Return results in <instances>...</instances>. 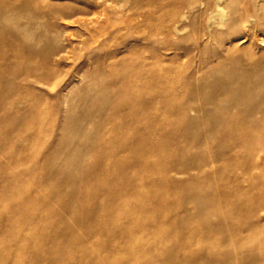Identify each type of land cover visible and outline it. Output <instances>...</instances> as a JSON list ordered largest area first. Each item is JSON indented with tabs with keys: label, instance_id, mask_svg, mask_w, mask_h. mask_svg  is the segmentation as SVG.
Masks as SVG:
<instances>
[{
	"label": "rangeland",
	"instance_id": "rangeland-1",
	"mask_svg": "<svg viewBox=\"0 0 264 264\" xmlns=\"http://www.w3.org/2000/svg\"><path fill=\"white\" fill-rule=\"evenodd\" d=\"M207 1L210 2V7L205 0H0V23L3 24L0 30L13 31L16 26L22 25L26 30L19 34L21 41L27 43L44 35H62L68 47L67 57L60 64L58 75L48 82L37 81L39 78L34 75L27 80L18 78V84L31 83L35 90L29 96L26 106L40 102L48 106L51 113H39V116L36 112L23 113L16 119L17 124L26 123L19 131L0 125V138H13L0 149V180L1 173L8 165L6 155L36 153L32 163H19L12 168L23 170L27 166H35L36 176L44 175L45 179H50L47 184L54 192L61 190L70 201H73L70 194L78 192L81 195L84 188L81 183L88 175L86 167L97 158L96 151L90 152L89 159L81 167L77 163L73 169L70 168V175L73 174L74 177L70 176L62 185L60 181L55 182L53 171L62 165L63 170L68 172L66 164L71 163L73 153L76 155L79 147L85 151L93 149L104 132L112 134L109 125L114 120L121 125L130 121L129 116H116L110 98L104 108H101L98 97L94 96L117 77L109 69L110 66L119 71L118 76H123L125 67L128 66L131 72L126 74L128 78L143 82L140 98L148 107L145 115L135 124L142 126L147 122L157 127V132L150 136L154 143L160 140L163 142L159 145L161 151H176L178 157L184 155L183 151H191L197 155L208 152L219 154L220 161L205 167L210 175L202 176L198 170H192L193 177H190L188 184L183 187L177 184L167 187L162 192L163 195L171 199L178 196L186 201L188 194L201 189L206 192L207 197L214 192L219 200L223 188L238 187L242 194L240 198H233V202L242 206V224L264 220V216L250 213L256 206H262L261 200L264 199V167H257L256 164L264 150L251 152L248 148V143L253 142L259 149H264V91L252 93L258 88V84H264V0H222L219 8L224 9L225 17L223 19L217 15L211 22L210 15L214 13L216 0ZM54 8H62L63 11L76 9L84 12L79 15L87 20L73 21L68 28L63 27L59 23L60 19L57 20L51 12ZM89 28L94 29L92 34L89 33ZM27 63L22 61L26 66ZM236 77H239L237 80L239 86H242V106H228V100L215 98V103L219 102L224 106L213 107L209 102L210 97L220 94L222 87L236 80ZM68 84L67 89L72 92L73 97L65 102L59 97V91ZM87 89L91 93L88 97L83 96ZM250 93V100H245ZM154 100L159 104V111L150 108ZM187 100H191L196 111L185 115L180 112V107ZM65 108L67 111H64ZM227 112L241 118L240 134L231 128V119L224 118ZM79 126L84 127V130L79 131ZM174 135L177 137L172 139ZM127 137L131 140L135 134L127 133ZM26 140L37 142L30 150L14 144L15 141L19 144ZM107 146V152H110L111 149ZM55 147L59 159H53L48 171L41 173V166L48 161L40 156ZM225 153L232 157V164L229 166L222 155ZM143 156L152 155L145 152ZM82 157L80 154V158ZM241 160L242 169L234 168ZM247 163H254L256 166L248 173L243 167ZM147 174L151 175L149 171ZM187 176L171 173L175 180L185 179ZM79 177L80 181L73 180ZM99 179L106 181L109 177L96 170L90 183L94 184V180ZM19 184L30 190H40V193L37 192L39 201L31 205L35 213L33 217L39 219L38 229L49 225L51 228L58 220H67L80 240L87 239L85 225H79L73 213L68 214L62 209L63 199L60 201L54 195L51 198L46 188H40L39 181H23ZM92 196L88 194L91 199ZM49 199V206L58 209V214L51 215L47 211ZM139 201L155 205L156 212L163 211L155 196L135 198V202ZM105 202L102 197L97 201L99 205ZM134 204L125 205L123 209L115 211V214L123 216L124 211L131 210ZM202 204L203 201L192 197L187 200L185 209L192 208L189 212L194 216L191 220H186L185 225L205 229L210 225L223 227V222L216 218L222 216L220 210L212 207L208 209L211 215L214 214V220L208 221L207 217L199 216L200 213L195 210L198 211ZM13 210L8 207L5 211ZM84 211L85 208L80 207V214ZM178 213L180 215L177 211L173 217ZM135 221L129 219L124 226L134 228ZM160 222L162 224L165 221L160 219ZM24 232L36 235L37 231L27 228ZM96 239L98 244L104 242V245L112 246L114 243V240L107 237H95L94 240ZM153 239L144 237L146 242ZM156 242L161 246L169 244V247L176 244L174 240ZM124 244L125 242L118 243L114 255H123L120 249ZM201 244L203 250L213 249L210 237L205 236ZM33 256L34 253L29 254V258ZM18 258L15 252L11 261H18Z\"/></svg>",
	"mask_w": 264,
	"mask_h": 264
},
{
	"label": "bare ground",
	"instance_id": "bare-ground-1",
	"mask_svg": "<svg viewBox=\"0 0 264 264\" xmlns=\"http://www.w3.org/2000/svg\"><path fill=\"white\" fill-rule=\"evenodd\" d=\"M199 1L194 0V2ZM221 1H215L216 8L210 15V22L217 15L224 19L225 11L219 8L222 6ZM205 2L210 7V2L207 0ZM51 10L55 18L60 19L59 23L63 27L68 28L73 21L83 20L85 22L87 20L79 15L80 13L83 15L84 12H78L76 9L69 8L63 11L62 8H54ZM2 26L3 24L0 23V29ZM25 28L20 25L16 26L13 31L0 30V125L12 130L24 128L26 123L17 124L16 119L25 112H36L38 116L39 113L47 115L51 113L48 106L40 102L26 106L29 96L35 90L31 83L18 84V78L27 80L28 77L34 75L39 78L37 81L48 82L49 79L58 75L60 64L67 57L68 47L62 35H53V37L44 35L40 39L26 43L18 38L19 34L25 32ZM92 29L89 28L91 34L94 30ZM23 60L28 62V66L22 64ZM112 67L110 66L109 69L117 77L112 79L106 88L98 90L94 96L98 97V105L101 108H104L110 98L116 116H129L130 121L121 125L114 120L109 125L112 134L104 132L100 142L93 149L85 151L79 147L75 152L76 155L73 153L71 163L66 164L68 172L63 170L62 165L53 171L55 182L60 181L62 185L70 176L74 177L73 174L70 175V168L73 169L72 167H75L77 163L81 167L82 163L89 159L90 152L96 151L97 158L86 167L88 175L81 183L84 187L81 195L78 192L70 194V199L73 198V201H70L65 198L61 190L54 192V189H50L47 184L50 179H45L44 175L36 176L35 166L34 168L27 166L23 170L13 169L19 163H32L37 156L36 153L5 156L8 165L1 173L0 180V264H80V262L91 264H264V220L242 224V215H244L242 206L233 202V198L241 197V189L238 187L223 188L219 200L216 199L214 192L207 197L206 192L201 189L188 194L186 201L178 196L171 199L163 195L162 192L167 187L176 184L181 187L186 185L190 177H193L192 170H198L202 176L208 175L205 167L220 161L219 154L208 152L197 155L191 151H183L184 155L178 157L176 151H161L159 145L162 141L154 143L150 136L157 132V127L147 122L142 126L135 124L148 109L140 98L143 93V82L128 78L126 75L130 72L128 66L125 67L126 72L123 76H118L119 71ZM237 79L239 77H236ZM236 80L225 84L218 94L220 96L210 97L209 102L213 107L224 106L219 102L215 103V98L228 100L230 103L228 106L231 104L235 107L242 106V86H239ZM69 85L62 87L59 91V97L65 102L73 97L72 92L67 89ZM89 90H85L83 96H90ZM256 91L258 93L264 91V84H258V88L252 93ZM251 96L250 93L245 100H250ZM262 103L264 105V99ZM158 106V102L154 100L150 108L159 111ZM64 111H67V108ZM193 111H196V108L191 100L184 101L180 107V112L185 115ZM224 118L231 119V128L234 131H238L239 134L240 131L242 132L241 118L228 112ZM183 126L184 124L181 128ZM78 129L83 131L84 127L79 126ZM127 133H134L135 137L130 140ZM176 137L174 135L172 139ZM12 139L0 138V149ZM36 142V140H26L19 144L15 141L14 144L22 149L30 150ZM107 145L111 149L110 152H107ZM248 148L251 152L264 150L263 147L259 149L253 142L248 143ZM56 149L55 147L54 150L39 155L44 161H48L46 165L41 166V173L48 171L53 159H59L60 156ZM145 152H149L152 156L144 157ZM80 154L83 155L82 158ZM222 155L226 164L231 165V155L226 153ZM259 159L256 160L257 167H264V154ZM237 167L242 169V160L234 168ZM243 167L248 173L256 166L254 163L253 165L247 163L243 164ZM96 170L106 174L109 179L94 180V184L90 183ZM148 171L154 175L153 178L149 177L151 175L147 174ZM171 173L188 176L185 179L175 180L171 177ZM73 180L80 181V177ZM23 181H39L40 188H46L51 198L54 195L60 201L63 199L62 209L68 214L73 213L79 225H85L87 239L80 240L67 220H58L51 227L52 229L50 225L38 229L39 219L33 217L35 213L31 205L39 201L40 190H30V188L21 186L19 183ZM88 194L93 195L92 199L88 197ZM143 196L157 197V204L163 207V211L156 212L155 205L150 202H135V198ZM100 197L106 200L101 205L97 203ZM191 197L203 201L201 208L195 211L200 213L199 216L207 217L208 221L215 218L214 214L211 215L208 212L210 207L220 210L222 216L216 218L221 220L224 226L210 225L208 229L194 225L187 227L185 221L191 220L194 216L192 212H189L192 208L185 209L187 200ZM50 199L47 201L48 206L46 207H49L47 211L51 215H56L60 211L49 206ZM261 201L262 206H256L250 211L252 215L264 216V199ZM131 203L135 204L131 206V210H125L123 216L115 214V211ZM8 207L14 209L13 212L5 211ZM80 207L85 208L82 214L79 212ZM177 211L180 215L178 213L176 217H173ZM129 219L136 220L134 228L128 229L124 226ZM160 219L165 222L161 224ZM27 228L36 230V235L25 233L24 230ZM205 236L210 237L213 249H202L201 243ZM95 237H107L114 240V243L112 246L104 245V242L98 244L97 239L94 240ZM144 237L154 239L146 242ZM156 240H174L176 244L170 247L169 244L161 246ZM121 242H125L120 249L123 255L116 256L113 252ZM254 247L257 249L255 250ZM15 252L19 256L18 261H11L12 254ZM31 253H34V256L29 258Z\"/></svg>",
	"mask_w": 264,
	"mask_h": 264
}]
</instances>
